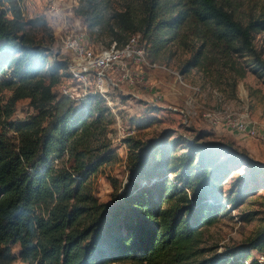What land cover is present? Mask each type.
I'll return each instance as SVG.
<instances>
[{"label": "trees", "instance_id": "1", "mask_svg": "<svg viewBox=\"0 0 264 264\" xmlns=\"http://www.w3.org/2000/svg\"><path fill=\"white\" fill-rule=\"evenodd\" d=\"M243 1L129 0L117 10L111 0H78L73 12L87 29L106 30L108 43L139 33L152 62L174 44L189 52L180 73L196 68L212 84L233 74L236 86L248 71L264 77L254 43L264 38V0H248V10ZM38 25L45 20H25L16 0H0V264H264L251 255L264 259V227L221 252L203 239L204 228L243 199L224 190L233 166H253L230 143L196 134L178 152L177 140L129 137L126 181L112 180L111 202L87 189L90 176L116 158L109 143L91 147L110 111L96 93L56 96L67 59L52 58L36 40ZM20 99L35 114L10 120ZM63 157L68 167L54 163Z\"/></svg>", "mask_w": 264, "mask_h": 264}, {"label": "rangeland", "instance_id": "2", "mask_svg": "<svg viewBox=\"0 0 264 264\" xmlns=\"http://www.w3.org/2000/svg\"><path fill=\"white\" fill-rule=\"evenodd\" d=\"M46 0H20L25 11V20L40 17L46 25H38L31 29L36 40L49 45L54 59H68V54L62 50L61 36L65 31L83 28L89 35V43L97 50L107 46L109 33L105 30L99 33L97 29L92 31L87 29L83 21L66 6H62L65 13L64 19L56 17V25L52 27L48 24L45 14ZM129 0H111V9H122ZM250 3L243 1L241 10H248ZM109 14L111 10H108ZM64 24V25H63ZM57 26V27H56ZM256 47L260 49L264 57V38L260 34L254 41ZM146 56L147 52L145 50ZM189 57V52L170 44L154 62L166 65L170 69L177 71L183 81L191 87H184L186 95L197 96L199 102L207 108H214L216 105H225L233 108H246L259 130L264 131V77H258L248 71L244 78L239 79L236 86L232 85L233 74H227L219 84L209 82V77L196 68L180 73V70ZM148 58V56H147ZM149 59V58H148ZM248 60H241V62ZM172 77V75H170ZM189 89V90H188ZM182 90V89H181ZM124 91H130L125 88ZM53 92L57 97L64 94L59 87L55 86ZM124 92L113 90L111 96V106L104 103L109 108V116L104 125L96 129L95 135L91 138V147L95 151L101 150V143H109L114 150L116 158L98 168L87 181V189L95 195L99 201L111 202V193L114 189L112 180L124 183L126 181V157L128 145L126 139L132 137L134 140L147 141L150 139L162 138L165 141L177 140V151L184 150L183 138H192L196 134H201L202 141H213L223 144H232L239 151L245 153L253 162L248 165L245 162H238L233 166V171L227 177L224 185L225 193H230V198L234 194L241 193L243 199L235 207L227 205L228 210L213 225L204 228L203 239L206 245L216 246L217 252L226 248L237 246L246 242L254 236L257 231L264 227V140L247 138L234 134L223 128L214 127L209 121L202 118L201 110L194 104L195 113L189 121L185 123L183 118L169 108H161L146 102L138 94L121 96ZM200 94V95H199ZM187 96V97H188ZM187 98V100H192ZM104 102H106L104 100ZM185 103L174 104L182 106ZM207 105V106H206ZM114 111V112H113ZM35 111L28 104V99H20L15 105V111L10 120H26ZM119 121L116 120V115ZM149 122L146 124V122ZM98 130V131H97ZM13 133H11L12 135ZM58 166H69L67 157L54 162ZM121 191V190H120ZM18 245L13 246V251H18ZM254 258H259L257 251H252ZM249 261H247L248 263ZM11 264H26L21 259H16Z\"/></svg>", "mask_w": 264, "mask_h": 264}, {"label": "built area", "instance_id": "3", "mask_svg": "<svg viewBox=\"0 0 264 264\" xmlns=\"http://www.w3.org/2000/svg\"><path fill=\"white\" fill-rule=\"evenodd\" d=\"M16 4L25 19V11L20 0H16ZM61 5L68 7L72 12L71 9L78 5V0L45 1L46 20L52 27L56 25V17L63 19L65 17ZM89 39L88 33L83 28L67 30L61 36L62 50L68 54L66 70L69 75L63 77L57 86L62 94L70 98L79 100L88 93H96L111 106L112 101L109 95L111 91L124 92L125 88L144 86L146 71L153 69L163 70L172 75L169 90L175 96L179 94L180 85L193 90L197 89L185 83L177 71L150 61L146 56L145 48L139 44V33L129 34L123 42L113 39L100 50L95 49L89 43ZM127 93L138 97L133 90ZM159 98L160 96L157 95L156 99H146V102L156 105ZM167 108L179 114L185 123L195 113L192 100H187L182 106L169 104ZM201 116L214 127L223 128L247 138L264 140V131L258 129L246 108H233L220 104L218 108L202 109ZM116 120L119 121L117 115ZM263 260L260 255L259 261ZM246 264H248L247 261Z\"/></svg>", "mask_w": 264, "mask_h": 264}, {"label": "crops", "instance_id": "4", "mask_svg": "<svg viewBox=\"0 0 264 264\" xmlns=\"http://www.w3.org/2000/svg\"><path fill=\"white\" fill-rule=\"evenodd\" d=\"M145 80H146V84L144 86H140L138 88H131V89L128 88V90L130 91L133 90L136 94L144 98H147L148 100L156 99L157 95L160 96L159 101H157L156 105H158L161 108H167L169 104L181 105V103L183 104L187 101V98H191V96H193L192 101L194 104H196V106L202 109H208L199 102V99L197 98L198 94L194 96L193 94L195 93L193 92L192 95L189 96L186 95V93L183 90L184 87H180V86L178 87L179 94H177L176 96L171 94L169 90V83L172 81V77L166 71L158 70V69L147 70L145 73ZM127 92L129 91H124V93L121 96L129 95ZM219 106L220 105H216V107L214 108H218Z\"/></svg>", "mask_w": 264, "mask_h": 264}]
</instances>
